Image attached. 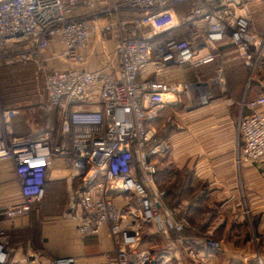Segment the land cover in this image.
<instances>
[{
    "label": "built area",
    "instance_id": "obj_1",
    "mask_svg": "<svg viewBox=\"0 0 264 264\" xmlns=\"http://www.w3.org/2000/svg\"><path fill=\"white\" fill-rule=\"evenodd\" d=\"M257 1L264 2L0 0V56L20 46L28 57H36L56 39L61 56L74 67L44 77L42 110L49 117L57 113L58 132L51 130L44 137L12 135L9 130L19 110L0 109V161L13 163L23 199L4 216L27 214L41 202L54 162L66 159L75 185L62 218L75 223L79 236L107 228L117 243L111 264L176 260L179 239L170 233L181 232L184 220L176 219L164 202L165 191L154 185L157 157L166 150L155 123L169 99L184 96L191 109L207 106L221 71L205 80L195 74V80L183 82L168 81L163 74L169 67L184 66L196 73L216 61L217 46L227 41L242 63H250L254 51L261 56L264 36L253 29L251 20ZM184 5L188 7L181 13L178 8ZM93 34H112L116 42L106 64L87 71L81 68L83 51ZM148 67L151 73L142 78L140 73ZM263 106L264 95L235 108L239 156L244 161L264 160ZM112 196H120L123 204H115ZM146 224L164 238L165 248H139ZM8 244L0 223V264H9ZM203 246L211 254L221 249L220 242L210 238H204ZM49 264L76 262L62 257Z\"/></svg>",
    "mask_w": 264,
    "mask_h": 264
},
{
    "label": "crops",
    "instance_id": "obj_2",
    "mask_svg": "<svg viewBox=\"0 0 264 264\" xmlns=\"http://www.w3.org/2000/svg\"><path fill=\"white\" fill-rule=\"evenodd\" d=\"M187 7L178 10L182 13ZM262 18L264 23V2L257 1L251 8L252 23ZM262 30L259 34L264 36ZM217 51L215 62L196 71L204 79L221 71L209 104L191 109L184 96L169 99L155 123L166 150L157 157L154 185L165 191L164 202L176 219L184 220L181 232L170 233L179 239L178 256L170 264H264V160L250 162L239 156V113L235 112L240 103L264 95V51L261 56L254 51L246 64L228 41L217 46ZM61 53L62 46L55 39L41 55L52 72L74 68ZM112 53V41L93 34L83 51L81 68L98 70ZM191 70L189 66L169 67L163 77L171 82L188 81L193 77ZM151 71L148 67L140 76L148 77ZM166 119L179 127L172 130ZM74 185L69 161L56 160L42 201L33 204L27 214L7 218L5 210L18 208L23 199L13 163L0 161V223L9 243V264H49L62 257H73L76 264H111L117 243L107 228L81 237L75 223L62 218ZM112 200L123 204L120 196ZM204 238L220 242L221 249L208 253ZM165 246L164 238L144 225L139 248L155 251Z\"/></svg>",
    "mask_w": 264,
    "mask_h": 264
},
{
    "label": "rangeland",
    "instance_id": "obj_3",
    "mask_svg": "<svg viewBox=\"0 0 264 264\" xmlns=\"http://www.w3.org/2000/svg\"><path fill=\"white\" fill-rule=\"evenodd\" d=\"M110 5L114 6L115 3L111 1ZM254 22L252 23L253 29L257 33H261L260 31H263L264 28L263 18ZM102 23L103 20L99 22V24ZM95 35H99L102 40L110 39L114 49L116 39L112 34ZM22 49L19 46L7 53L3 52L0 56V109L19 110V115L12 120L9 130L12 135L18 137H44L48 133L52 134L51 130L54 133L59 130L57 113L54 112L49 117L42 110V106L46 102L44 77L53 69H50L52 66H47L41 56L43 52L36 57H28ZM222 62L220 59L218 63L221 69ZM195 74V71L191 70L193 77L189 80H195ZM205 79L202 78V80ZM170 125L173 127L172 130L179 127L171 119Z\"/></svg>",
    "mask_w": 264,
    "mask_h": 264
}]
</instances>
